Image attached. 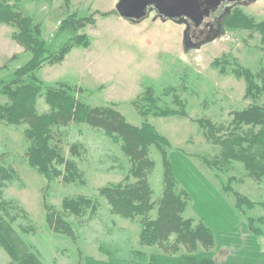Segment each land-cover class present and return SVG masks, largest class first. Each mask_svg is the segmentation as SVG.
Segmentation results:
<instances>
[{
	"label": "rangeland",
	"instance_id": "374dc122",
	"mask_svg": "<svg viewBox=\"0 0 264 264\" xmlns=\"http://www.w3.org/2000/svg\"><path fill=\"white\" fill-rule=\"evenodd\" d=\"M0 1L39 24L46 46L56 44L54 36L60 21L70 13L91 15L94 20L82 30L89 39L87 48L73 47L62 62L45 63L35 72L41 83L35 105L38 113L49 110L45 89L67 83L80 87L82 91L76 96L90 106L111 103L127 122L140 125L147 121L168 142L160 150L155 146L149 149L153 166L147 181L152 201L162 194L163 150L175 190L186 194L183 216L191 218L192 225L202 222L214 234V246L209 252L215 260L223 261L230 252L221 239L234 237L253 238L264 255V225L256 221L264 218V179L257 182L249 177L239 162L220 163L219 145L211 142L197 122L208 120L221 128L215 136H226L233 129L231 112L251 104L250 99L244 98V80L234 76L228 62L236 60L253 72L264 70V41L258 30L225 27L222 15L211 30L205 28V33L195 40L186 18L164 19L148 7L139 21L126 20L113 12L118 0ZM233 7L230 13L240 12L254 22L264 20V0H245ZM15 31L13 25L0 23V83L11 79L14 70L30 57V52L12 38ZM146 87H152L160 108L177 109L173 101L177 94L184 102L186 116L140 115L133 103ZM7 101L0 92V105ZM263 102L261 97L259 103ZM26 128L25 124L0 121V167L11 169L16 175L10 181L2 180L0 200L9 204L0 206V217L14 229L19 249L34 250L40 264H111L101 247L114 253L116 261L112 264H146L149 256H157L161 264L186 254L183 245L176 252H165L158 245L140 244L139 223L111 213L100 195L99 189L104 186L135 182L128 174L130 164L119 140L115 142L102 130L84 123L59 127L51 143L58 145L67 159L75 161L81 181H48L27 162ZM247 128L242 125L239 131ZM72 144L79 145L76 155L70 152ZM236 194L254 206L247 208L244 204L237 209ZM79 195L96 200L98 210L79 218L62 211L63 198ZM44 202L62 215L73 236L49 227ZM155 216L156 208L149 214L150 218ZM248 218L255 220L254 227L261 230L260 235L255 236L248 229ZM174 240L175 235H171L168 243ZM206 250L198 246L195 252ZM0 264H17L2 246Z\"/></svg>",
	"mask_w": 264,
	"mask_h": 264
},
{
	"label": "trees",
	"instance_id": "16d2710c",
	"mask_svg": "<svg viewBox=\"0 0 264 264\" xmlns=\"http://www.w3.org/2000/svg\"><path fill=\"white\" fill-rule=\"evenodd\" d=\"M69 0H65L68 3ZM117 14L116 10L113 11ZM131 21V20H130ZM0 23L11 24L16 28L12 38L25 50L30 52L29 59L16 68L12 78L0 83V92L8 101L0 105V121L9 125L25 124L27 128L24 135L29 145L26 150L27 162L43 175L48 181L60 178L64 183L81 181V173L77 164L67 159L60 147L52 144L56 129L70 123H84L92 128L102 130L113 141H120V149L127 157L130 168L129 175L135 178L133 183H118L104 186L99 189L104 197L111 213L125 219L135 220L140 225L139 243L143 245H158L165 252L177 251L179 245H183L186 254L179 257L165 258L161 264H264V255L259 247L254 244L253 238L249 241L239 238L221 239V244L230 252L223 261H216L214 254L209 252L214 246L213 232L202 222L192 225L191 218H185L183 212L187 206L185 192L175 190V180L170 170V163L165 151L161 150L163 160V188L157 201L151 199V189L147 181V173L152 169L153 162L149 158L151 146L161 149V145H167V140L161 136L153 125L143 121L140 125H133L125 120L123 115L115 108L114 104L90 106L81 101L76 93L82 91L80 87L67 83H57L55 87L45 89V101L49 110L38 113L36 99L40 95L41 83L35 77V72L47 64H56L63 61L65 55L73 47L87 48L89 39L82 30L87 24H93L91 15L79 16L72 12L60 21L56 30L55 45L46 46L41 39L40 25L29 16L15 11L5 1H0ZM225 27L256 29L262 34L264 41V20L254 22L240 12L227 15L223 20ZM219 61L217 60V63ZM221 63V62H220ZM232 65L231 71L237 78H242L245 83L244 98L251 100V104L241 110L231 112L233 119L232 130H228L226 136H215L220 126L205 119H198V124L206 131V136L212 139V143L220 148L219 162L228 164L236 161L242 164L247 175L257 182L264 179V102L259 103L264 97V70L253 72L242 67L236 60L228 62ZM221 72L224 68L221 67ZM152 87H146L133 105L137 112L145 117L148 114L154 116H186L184 102L174 94L173 101L178 106L173 108H160L156 104ZM242 125H247L246 131H239ZM258 127L254 130L253 128ZM79 145L72 144L70 152L78 154ZM16 177L11 169L0 167V199L1 189L4 186L2 180L10 181ZM126 176L125 179H128ZM8 205V202L0 200V206ZM45 204V202H44ZM252 208L254 203L244 196L236 194V208L242 209V205ZM99 203L85 196L65 197L62 200V211L74 217H84L87 213L98 210ZM46 222L57 233L73 236L71 226L63 219L62 215L45 204ZM156 208V216L150 218V212ZM256 221L264 225V218ZM255 220L248 218V229L255 236L261 234V230L254 227ZM175 235L172 244L168 238ZM19 239L3 217H0V246H2L17 264H40L35 258V251L19 249ZM228 241V242H227ZM226 242V243H225ZM198 246L207 248L204 252H198ZM101 249L109 256L112 264L116 260L114 253L106 248ZM157 256H149L146 264H160ZM127 264V263H122Z\"/></svg>",
	"mask_w": 264,
	"mask_h": 264
},
{
	"label": "water",
	"instance_id": "95a60500",
	"mask_svg": "<svg viewBox=\"0 0 264 264\" xmlns=\"http://www.w3.org/2000/svg\"><path fill=\"white\" fill-rule=\"evenodd\" d=\"M214 8L221 0H118L115 4L117 14L126 20L139 21L147 12L148 7L164 19L188 18L194 26H199L204 12L200 10L199 2Z\"/></svg>",
	"mask_w": 264,
	"mask_h": 264
},
{
	"label": "flooded vegetation",
	"instance_id": "af4514ba",
	"mask_svg": "<svg viewBox=\"0 0 264 264\" xmlns=\"http://www.w3.org/2000/svg\"><path fill=\"white\" fill-rule=\"evenodd\" d=\"M244 1L245 0H221L219 5L214 7V8L207 7L203 1H200L199 2L200 10L204 12L203 20L200 23V25L196 27L193 25L192 21H190L188 18H186V20H188L189 25H190L189 28H191V30H190L191 36H193V38H195V40L198 39L201 35H203L205 33L204 32L205 28L206 29L210 28V30H211L213 28V26L216 23H218V21H220L219 20L220 16L223 15V17L221 18V19H223L224 17L229 15L230 11L233 10V8H234L233 6L235 3H243ZM216 11H217V13H216ZM181 18H184V17H181Z\"/></svg>",
	"mask_w": 264,
	"mask_h": 264
}]
</instances>
